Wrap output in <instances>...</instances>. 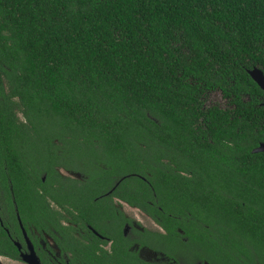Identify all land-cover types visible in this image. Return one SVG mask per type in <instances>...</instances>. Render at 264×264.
<instances>
[{"label":"trees","instance_id":"16d2710c","mask_svg":"<svg viewBox=\"0 0 264 264\" xmlns=\"http://www.w3.org/2000/svg\"><path fill=\"white\" fill-rule=\"evenodd\" d=\"M255 66L264 0H0V178L23 224L35 182L69 195L120 179L170 241L181 227L213 263L264 264ZM216 90L226 107L205 106ZM57 165L81 166L85 187L52 189Z\"/></svg>","mask_w":264,"mask_h":264},{"label":"flooded vegetation","instance_id":"af4514ba","mask_svg":"<svg viewBox=\"0 0 264 264\" xmlns=\"http://www.w3.org/2000/svg\"><path fill=\"white\" fill-rule=\"evenodd\" d=\"M61 169L65 175L58 172L63 178L52 189L85 187L81 166H55L56 171ZM45 175L40 177L43 182ZM4 182L7 188L0 178V264H222L206 259L203 244L188 242L181 227L175 228L179 240L170 241L172 233L120 195V179L100 193L69 195L44 194L35 182L42 207L37 220L26 216L25 224L10 178Z\"/></svg>","mask_w":264,"mask_h":264},{"label":"rangeland","instance_id":"374dc122","mask_svg":"<svg viewBox=\"0 0 264 264\" xmlns=\"http://www.w3.org/2000/svg\"><path fill=\"white\" fill-rule=\"evenodd\" d=\"M205 106L218 105L220 107H226L228 105L227 100L223 99L219 90L212 91L206 94L204 97ZM21 118V114H18ZM62 170V172H61ZM58 170L61 175H65L64 169ZM67 176V175H66ZM69 176V175H68ZM71 177H78L77 175ZM139 214V212H137Z\"/></svg>","mask_w":264,"mask_h":264},{"label":"water","instance_id":"95a60500","mask_svg":"<svg viewBox=\"0 0 264 264\" xmlns=\"http://www.w3.org/2000/svg\"><path fill=\"white\" fill-rule=\"evenodd\" d=\"M249 75L252 79L257 83L260 89L263 91L264 94V74L261 69L258 67H253L252 69L248 70ZM264 151V143H260L257 147H255L252 152H262Z\"/></svg>","mask_w":264,"mask_h":264}]
</instances>
